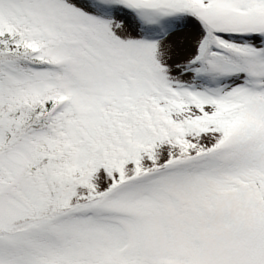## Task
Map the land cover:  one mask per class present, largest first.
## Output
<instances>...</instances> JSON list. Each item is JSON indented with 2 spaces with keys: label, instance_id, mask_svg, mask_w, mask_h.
<instances>
[{
  "label": "rangeland",
  "instance_id": "1",
  "mask_svg": "<svg viewBox=\"0 0 264 264\" xmlns=\"http://www.w3.org/2000/svg\"><path fill=\"white\" fill-rule=\"evenodd\" d=\"M204 2L219 11L212 19L218 28L245 30L225 39L261 52L263 59L256 62L261 64L264 0H226L230 9L224 20V7ZM142 12L139 16L115 0H0L1 28L27 24L33 38L45 39L50 49L42 55L66 64L64 73L49 66L0 65V147L21 88L37 98L54 87L68 94L61 114L68 122L67 147L81 144L64 177L58 165L44 163L46 151L36 155L49 190L27 170L37 151L30 138L0 153V264H40L41 257L59 253L68 264H264V101L254 97L257 90L264 95V77L254 81L217 50L205 65L209 46L197 15L169 18L157 8ZM152 91L167 93L179 113L206 121L200 130L188 127L189 138H220L224 129L217 131L212 120L233 124L241 119L240 140L254 142V148L235 157L207 153L152 181L123 183L114 190L121 172L132 175L131 161L115 168L113 178L93 161L90 175L63 194L88 169L94 137L111 127L105 105L126 109ZM36 135L46 139L44 130ZM132 139L129 151L138 150L150 164L145 130L135 131ZM139 140L142 148L136 146ZM169 152L168 144L156 146L158 164ZM107 190L109 195L88 203ZM31 221L27 231L6 234Z\"/></svg>",
  "mask_w": 264,
  "mask_h": 264
},
{
  "label": "trees",
  "instance_id": "2",
  "mask_svg": "<svg viewBox=\"0 0 264 264\" xmlns=\"http://www.w3.org/2000/svg\"><path fill=\"white\" fill-rule=\"evenodd\" d=\"M167 1L169 0H115V3L121 2L139 16H144L143 12L145 11L141 14V10H153L154 8L166 11L165 13L169 14V18L180 13L197 15L203 24V39L208 40L209 46L204 54V64L206 65L208 61L210 62L213 56H218V53L214 52L217 50L220 51V54L222 53L226 60L246 72L251 79L263 81L264 61L261 64L256 63L263 59L262 53L252 51L234 41L225 39L227 34H245L244 29L237 32L232 28H218L217 26L219 25L212 23V19L215 18L219 11L215 12L206 8L204 0H175L176 3L174 5H170ZM215 1L216 7H224V3H226V0ZM99 4L102 5L103 3ZM152 4L155 5L153 6ZM102 6L105 7V5ZM226 8L230 9V6L228 5ZM226 8L224 7L221 10L223 20ZM167 23L168 19L166 17L164 25H167ZM227 26L232 27L231 25ZM29 29L27 24L23 25V23L19 22L8 23L6 28L0 27V65L14 63L23 67L30 65L37 67L49 66L55 67L61 73H64L66 64L63 60L52 58L49 55H42V53L50 49L44 47L45 39L37 40L33 38ZM216 68L214 67V71H218ZM16 97L18 98V103L8 113L10 127L5 134V143L0 147V153H5L21 139L30 138L37 145V151L34 152L31 163H28L27 170L34 177V180L40 181L41 185L43 183L44 185L46 184L47 190H49V186L44 182V175L41 171L43 164L42 162L36 164V155L38 156L43 150L44 152L46 151L44 163L49 162L58 165V174L64 177L63 174L67 172L65 168L72 164V157L81 146V144H76L70 148L67 147L68 122L65 121L61 114L70 97L60 87L47 90L42 98L30 95L21 88ZM254 97L256 100L264 101V95L259 90L255 92ZM170 103H173V101L169 99L167 93L152 91L150 94L143 95L139 100L130 103L126 109H122L117 104H106L104 110L108 115L111 127H105L94 137L87 152L88 169L81 178L67 184L63 194H70L79 182L90 175L92 172L90 167L93 161L101 164L108 178H113L115 168L131 161L132 175L126 176V173L121 172L120 181H115L113 184L114 190L115 188H120L123 183L128 185L152 181L169 168L187 166L191 162L198 161L207 153L219 158L235 157L238 153L254 148V142H242L240 140V135L244 131L241 119L236 120L233 124L229 120H212V122L216 123V130L224 129L220 138L210 137L208 139H199L198 141L189 138L187 136L188 127L192 126L200 130L206 126V121L194 118L183 111L179 113L170 106ZM47 104H49V108H47ZM262 115L264 116V110ZM39 130L45 131L44 138L46 139H37L36 133ZM138 130H145L149 136L150 141L146 146L149 150L150 164L144 161L138 150L134 149L133 153L129 151L130 147L128 145L131 144L132 137L135 131ZM11 133L13 135H10ZM14 139L17 141H14ZM159 143L170 146L169 156L166 162L161 164H158L156 157V146ZM136 146L142 148L141 140L136 143ZM15 190H17L16 187ZM110 193V190L103 191L100 195L89 199L88 203L98 202ZM47 194L50 196L48 191ZM72 208L74 209L73 206H70L69 209ZM32 223L31 221L20 224L15 230L7 231L6 234L10 235L27 231ZM60 254L53 256L54 258L52 256L51 258L43 256L41 258H44V261L41 260L40 264H68V262H64L61 259ZM75 264H87V262L80 260ZM114 264L129 263L120 261Z\"/></svg>",
  "mask_w": 264,
  "mask_h": 264
}]
</instances>
